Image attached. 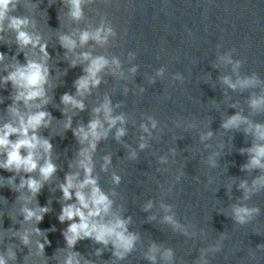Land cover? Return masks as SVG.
<instances>
[{
    "label": "water",
    "instance_id": "95a60500",
    "mask_svg": "<svg viewBox=\"0 0 264 264\" xmlns=\"http://www.w3.org/2000/svg\"><path fill=\"white\" fill-rule=\"evenodd\" d=\"M239 66L233 70V65ZM255 76V87L229 88L222 78ZM264 96V21L216 80L150 147L101 190L113 201L111 215L131 217L129 231L138 239L124 259L112 255L109 245L78 242L81 264H152L146 259L155 244V264H264V186L253 181L264 169L248 164L247 149L257 140L249 125L224 129L223 121L239 113L252 125L264 124V106L252 108L253 98ZM211 132L212 135L207 134ZM245 150L242 154L241 150ZM246 181V193L239 185ZM151 203V207L147 205ZM258 208L241 224L234 208ZM172 216L179 227L164 220ZM58 219L0 254L6 264H64L73 249L65 246ZM55 228L54 231H48ZM45 235L50 241L41 251ZM103 249L100 255L96 249ZM170 249L172 257L163 253Z\"/></svg>",
    "mask_w": 264,
    "mask_h": 264
},
{
    "label": "clouds",
    "instance_id": "9594fccd",
    "mask_svg": "<svg viewBox=\"0 0 264 264\" xmlns=\"http://www.w3.org/2000/svg\"><path fill=\"white\" fill-rule=\"evenodd\" d=\"M12 0H0V31L3 30L2 22L5 14L8 10L9 4ZM82 0H70V15L73 19H80L82 17ZM28 23L27 19L13 18L9 27L17 31L18 45L27 46L31 44L33 47L39 46L41 51L47 55V44H40V38L31 36L21 28ZM102 29H98L94 34H90L87 31L80 34V44H85L88 40L95 39L96 41L106 40V35L101 36ZM111 33V29L107 30ZM60 46L68 51H72L77 47V42L69 36L60 37ZM83 58L88 60L90 58L89 53H83ZM4 59V53L0 52V61ZM223 61L232 63L229 57H221ZM114 64H119L117 60L112 61ZM108 61L104 57H96L90 60L87 68L84 69L86 75L79 77L75 82L76 92L79 95H83L85 92H89L91 87H97L101 81L97 78L98 73L106 67ZM72 67L76 66L75 61L72 62ZM239 66V61L233 65V70ZM135 69H133L134 71ZM48 69L42 64L35 61L28 60L25 65L16 67V69L5 77V83L11 82L13 87L18 90V94L15 97L16 101L23 100L27 105L30 101L42 98L45 95L44 85L47 82ZM223 83L229 88L236 89L237 86L241 88L255 87L259 81L255 76L246 77L243 79H237L235 83L230 77L224 76L222 78ZM61 101L65 105H72L74 108H78L81 111L84 110V104L82 101L75 99L72 95L64 93L61 97ZM47 103V101H45ZM250 106L252 108H261L264 106V96L251 99ZM11 112L19 119L18 125L12 123H5L0 128V155H3L5 159L0 161V168L8 172L25 173V176L20 178L19 187H12L13 191H19L20 189L27 188L31 195L37 196L42 187L43 182L49 180L54 173L57 172V165L51 161L50 154L52 150V144L44 139L41 140L36 135V130L41 126L47 127L49 121L46 120L50 114L44 111H38L25 116L21 115L16 108H10ZM101 110L104 113V119L107 120L108 129H104L99 119H92L89 121L87 128L81 126L76 130H73V135L78 138L81 145L87 142V147H82L79 150L78 166L83 170L84 177L79 179V173L66 174L64 183L60 185V191L62 193V200L65 201L61 205V210L58 215V221L61 224H66V228L62 230V236L65 241V246L73 249L64 264H81L80 254L76 252V246L78 242L82 240H89L97 245H103L107 248L109 245L112 247V255L118 259H124L127 254H130L134 249L137 235L129 231L128 224L131 221V217L122 218L119 215H111V209L113 201L101 190L97 183V179L93 177V159L92 153L97 147V142L102 137L107 135L108 130L114 127L119 121L124 123L123 116L111 115L112 108L110 107V101L105 102L94 111L100 113ZM242 123L249 125L246 129V133L251 130L253 136L259 140L264 141V124L252 125L247 121L246 117L241 116L239 113L231 115L227 120L223 121L221 127L224 129L239 128ZM66 128L71 127V119L65 125ZM145 131L146 126L142 125ZM153 127L155 124L153 123ZM125 135V129L123 127L117 128L116 138ZM211 136L212 133L207 134ZM15 137V139H13ZM141 148L144 144L141 143ZM37 149H42L44 153L49 154L48 159L41 165L36 156ZM23 150V151H22ZM245 150H241L242 154ZM250 154L248 164L244 165L245 169L259 168L264 169V143L254 144L251 148L247 149ZM132 157H135V152L131 153ZM111 163V157H104L103 168L106 169L107 165ZM71 166V165H70ZM39 171L41 179L34 178L31 173ZM113 180L119 183L120 177L113 175ZM15 183L14 177H9L8 185L11 187ZM264 186V177H259L253 181V186ZM241 189L247 193L249 191L246 181L241 182L239 185ZM151 207V203L147 205ZM25 221H31L35 219L37 225H39L45 214L49 209L47 206L37 207V209L24 208L23 210ZM258 208L249 209L246 206H238L234 208V219L243 224L246 222V218L251 217L253 213H258ZM164 220L168 223H172L179 227L177 222L172 216H165ZM55 228L48 231H54ZM36 233L40 234L41 229L37 227ZM25 244L28 243L27 235L22 237ZM50 245V241L45 235L44 242L39 244L41 251L45 246ZM103 249L97 248L96 254L100 255ZM158 248L153 244L149 253L146 254V259L150 260L152 264H155V253ZM165 260H170L172 252L170 249L163 253ZM0 264H6L3 257H0ZM84 264H92L91 261L85 260Z\"/></svg>",
    "mask_w": 264,
    "mask_h": 264
}]
</instances>
